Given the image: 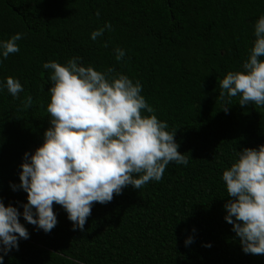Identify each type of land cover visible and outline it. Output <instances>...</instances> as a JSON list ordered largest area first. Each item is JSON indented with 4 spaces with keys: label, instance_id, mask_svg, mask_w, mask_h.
<instances>
[{
    "label": "trees",
    "instance_id": "trees-1",
    "mask_svg": "<svg viewBox=\"0 0 264 264\" xmlns=\"http://www.w3.org/2000/svg\"><path fill=\"white\" fill-rule=\"evenodd\" d=\"M261 15L264 0H0V41L22 34L19 52L0 55V199L17 208L29 233L3 264H264V255L243 252L225 220L231 197L222 179L236 151L264 145V106L219 97L225 75L243 71ZM106 23L112 30L93 41ZM116 48L125 51L120 61ZM75 57L139 81L189 162H170L160 181L94 203L84 231L54 204L57 224L45 233L23 217L20 165L51 126V71L43 64ZM8 77L23 87L16 98ZM28 95L33 104L24 108Z\"/></svg>",
    "mask_w": 264,
    "mask_h": 264
},
{
    "label": "clouds",
    "instance_id": "clouds-1",
    "mask_svg": "<svg viewBox=\"0 0 264 264\" xmlns=\"http://www.w3.org/2000/svg\"><path fill=\"white\" fill-rule=\"evenodd\" d=\"M105 29L111 31V23L93 31L91 39L95 41ZM254 35L243 71H229L220 81L219 97L239 95L241 106H264V15L255 22ZM20 39L22 34L16 33L0 41V55L7 58L19 52L16 42ZM114 51L117 61L125 56L123 49ZM80 59L71 58L66 66L56 61L43 64L51 71L47 105L51 126L44 133L43 144L34 154L26 152L20 165L19 188L27 193L23 217L45 233L57 224L54 204L66 211L73 230L84 231L94 203L111 202L129 185L139 190L150 181H160L170 162L185 166L189 162L178 151L177 130H166L168 124L157 118L141 95L139 81L114 74L112 68L101 72L82 66ZM6 88L14 98L23 91L12 77L6 79ZM23 104L24 108L33 104L31 95ZM222 110L227 113L228 106ZM236 156L223 171L231 197L224 205L225 220L233 225L245 254L264 255V145L236 151ZM20 215L16 207L5 206L0 199V264L9 251L18 250V239L29 238ZM190 243L191 237L185 241Z\"/></svg>",
    "mask_w": 264,
    "mask_h": 264
}]
</instances>
